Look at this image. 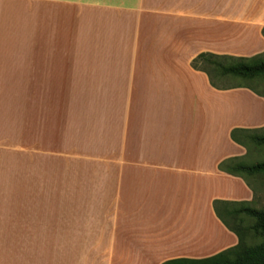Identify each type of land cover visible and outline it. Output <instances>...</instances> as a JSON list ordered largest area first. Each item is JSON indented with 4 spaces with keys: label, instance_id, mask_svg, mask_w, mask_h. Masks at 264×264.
Here are the masks:
<instances>
[{
    "label": "crops",
    "instance_id": "1",
    "mask_svg": "<svg viewBox=\"0 0 264 264\" xmlns=\"http://www.w3.org/2000/svg\"><path fill=\"white\" fill-rule=\"evenodd\" d=\"M263 26L264 0H0V38L23 37L0 40V85L24 89L7 264L215 252L192 235L208 242L209 213L229 233L213 201L253 204L257 177L218 164L248 158L231 131L264 126V95L215 88L191 60L264 53Z\"/></svg>",
    "mask_w": 264,
    "mask_h": 264
},
{
    "label": "trees",
    "instance_id": "2",
    "mask_svg": "<svg viewBox=\"0 0 264 264\" xmlns=\"http://www.w3.org/2000/svg\"><path fill=\"white\" fill-rule=\"evenodd\" d=\"M264 36V26L261 29ZM264 53L249 57L219 55L201 52L191 60L194 69L205 72L209 83L218 89L244 86L258 95L254 88L237 84L226 86L218 79L231 76L244 79H264ZM231 131V139L245 146L264 147V126L251 130ZM238 130V131H239ZM218 168L232 175L257 177L264 183V161L245 162L240 157L227 158L219 162ZM215 215L237 237V243L214 254L200 258H171L160 264H264V207H254L250 202L213 201Z\"/></svg>",
    "mask_w": 264,
    "mask_h": 264
},
{
    "label": "rangeland",
    "instance_id": "3",
    "mask_svg": "<svg viewBox=\"0 0 264 264\" xmlns=\"http://www.w3.org/2000/svg\"><path fill=\"white\" fill-rule=\"evenodd\" d=\"M16 14H24L23 6L17 7ZM17 23H20L17 21ZM23 22H21L22 24ZM6 40L7 43L12 42V40L17 43H23V37H8V38H0ZM264 55V54H263ZM218 83L226 86H233L237 84H245L255 89V91L264 95V79H244L239 77H231L225 76L217 81ZM10 85V84H9ZM23 85L22 84H12V86L0 85V264H7V256L9 253V248L12 247V252L15 250V245L10 246L8 244V228L6 222V214L8 210V205L10 200L12 202L15 198H9L7 196L8 190V174H7V165L9 164V160L13 157L16 158L18 156L22 159L23 154ZM258 95V94H257ZM4 97V98H3ZM257 97L256 104L260 106V102ZM258 102V103H257ZM258 109V108H257ZM249 156L245 159V162H257L264 161V147L254 146L253 144H249L248 147ZM13 163V162H12ZM255 189V196L253 198V206L254 207H264V183L262 179H255L253 182ZM18 199V198H16ZM208 219L201 215L198 219L207 223L208 229V242H200L196 240V237L192 235V239L197 244L201 246L216 247V251L212 252V254L228 248V246H224L230 238H235L234 234L229 230V233H223L221 231L219 225L213 223L210 220V213L208 214ZM193 222V221H192ZM195 224V223H194ZM206 227V226H205ZM218 228L220 230L217 231ZM227 228V227H226ZM227 230V229H226ZM230 234V235H229ZM231 236V237H230ZM236 239V238H235ZM211 240V241H210ZM206 242V243H205ZM220 245V246H219ZM230 247V246H229ZM49 256H53L54 254V245L48 246ZM211 255V254H210ZM53 263L55 260H51Z\"/></svg>",
    "mask_w": 264,
    "mask_h": 264
}]
</instances>
